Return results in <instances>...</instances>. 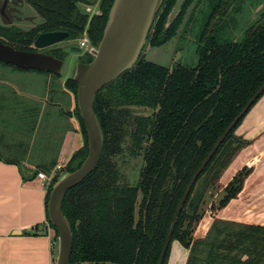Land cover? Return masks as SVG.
Returning a JSON list of instances; mask_svg holds the SVG:
<instances>
[{
    "label": "trees",
    "instance_id": "1",
    "mask_svg": "<svg viewBox=\"0 0 264 264\" xmlns=\"http://www.w3.org/2000/svg\"><path fill=\"white\" fill-rule=\"evenodd\" d=\"M28 1L43 22L30 31L0 23V40L18 49L35 51V40L43 32L67 31L66 40L75 41L87 26L88 38L97 47L114 2L102 0V13L89 21L77 6L80 0ZM190 1L168 23L177 0H165L147 44L160 46L172 38ZM205 6L203 28L197 34L196 66L154 63L145 59L143 50L132 69L98 92L95 111L104 132L102 158L95 171L67 192L62 205L74 234L71 264H157L193 174L264 83V0H206ZM239 13L248 14V21H252L241 30V38L236 39L231 29L238 26ZM50 53L64 60L67 57L61 48ZM93 59L92 54L86 53L79 61ZM0 64L26 71L2 61ZM66 84L77 95L78 84L73 76ZM136 107L149 108L152 113L136 115ZM76 112L85 144L74 154L67 172L77 169L88 154L87 132L78 106ZM244 118L229 131L198 176L179 214L163 264H167L176 240L189 249L186 264H264V236L248 235L245 226L217 218L206 237H194L205 213L208 190L219 189L224 171L251 143L235 134ZM128 137L134 143L133 152H144V166L136 185L123 180L116 161L123 154ZM251 172L248 167L238 171L214 209L238 197ZM60 174L56 173L48 186V200Z\"/></svg>",
    "mask_w": 264,
    "mask_h": 264
},
{
    "label": "crops",
    "instance_id": "2",
    "mask_svg": "<svg viewBox=\"0 0 264 264\" xmlns=\"http://www.w3.org/2000/svg\"><path fill=\"white\" fill-rule=\"evenodd\" d=\"M50 74L0 64V264H48L54 257L48 187L38 174L65 171L85 144L76 94L66 84L71 76ZM248 113L237 133L251 143L224 171L216 197L238 171L252 172L238 197L205 211L195 238L206 237L217 218L264 236V94ZM188 257L176 240L167 264H186Z\"/></svg>",
    "mask_w": 264,
    "mask_h": 264
},
{
    "label": "water",
    "instance_id": "3",
    "mask_svg": "<svg viewBox=\"0 0 264 264\" xmlns=\"http://www.w3.org/2000/svg\"><path fill=\"white\" fill-rule=\"evenodd\" d=\"M164 1L114 0L102 39L92 52L94 59L91 62L79 61L76 64L73 79L78 84L77 106L87 132L88 154L82 164L77 169L65 173L54 184L50 192L47 211L49 221L57 232V264H71L74 246L72 225L62 209L65 196L71 188L83 182L88 175L97 169L104 151V132L101 120L95 111L97 94L104 86L136 65L147 45L150 31L157 20ZM186 2L187 0H177L168 23L176 18ZM68 37L69 32L62 30L41 33L33 46L38 51L18 49L0 40V61L25 70L33 69L59 74L62 72L65 60L51 54L46 49L66 40ZM263 94L264 83L226 128L193 174L176 209L157 264L164 263L179 214L198 176L207 166L229 131L248 114L250 108L258 102L257 100Z\"/></svg>",
    "mask_w": 264,
    "mask_h": 264
},
{
    "label": "rangeland",
    "instance_id": "4",
    "mask_svg": "<svg viewBox=\"0 0 264 264\" xmlns=\"http://www.w3.org/2000/svg\"><path fill=\"white\" fill-rule=\"evenodd\" d=\"M205 5L206 0H191L182 17L180 18L179 23L176 25V31L172 38L168 39L165 44L160 46H154L151 43H148L143 52L145 59L169 67H173L175 64L178 63L187 66H196L199 59L197 55V34H199V31L203 28L201 19L206 8ZM24 13L25 16H36V18L33 22L17 20L16 24L22 28H32L43 20V18L38 15V13L33 8L28 7L24 11ZM255 17L256 16H253V20ZM238 18H240L238 26L236 27V29H231V33H233V35L237 37L236 39L241 38L243 34V31L241 32V30L246 27V24L248 22L252 21L251 19L248 21V14L246 13H239ZM4 23L1 24L4 25ZM85 37L86 34H83L75 41L64 40L46 49L48 51H53L57 48L64 49V52L66 53L67 57L65 59V64L62 68V72L60 73L62 78H66V76H73L75 73L76 64L79 62L80 57L86 54L84 52L85 50L78 46V43ZM73 46H76V48L72 49ZM50 76L56 78L57 75L50 74ZM151 113L152 110H150L149 108H135L136 115L141 114L148 116ZM238 129L239 127L235 130L236 135H238ZM145 145L146 143L144 142L143 146ZM134 148L135 147L132 139L128 137L126 142L124 143L123 154L116 158L118 167L123 175V180L128 182L130 185H136L139 182L140 171L144 166L143 149H138L135 153L133 152ZM60 173L61 174L59 175L58 179H60L65 173H67V171H63ZM226 187H224L225 192L219 197H216V194L220 191V189L223 188V185L220 184L219 189L217 191H214L213 189L208 190L207 195L205 196V211L207 209L212 210L220 204L221 199L226 194Z\"/></svg>",
    "mask_w": 264,
    "mask_h": 264
},
{
    "label": "flooded vegetation",
    "instance_id": "5",
    "mask_svg": "<svg viewBox=\"0 0 264 264\" xmlns=\"http://www.w3.org/2000/svg\"><path fill=\"white\" fill-rule=\"evenodd\" d=\"M92 1L93 0H91L90 2L81 1V0L77 1V6L80 12L84 15H88L89 21L93 18V16L102 13V10H101L102 0H96L93 3ZM28 7L33 8L38 13L35 7L28 0H0V22L1 21H2L1 23L5 22L4 25H7V26H17V27H20L16 24L17 20L33 22L36 16H32V17L25 16L24 11ZM38 15L40 14L38 13ZM43 20L39 22L37 25L33 26L32 28H28V29L22 28V27L20 28L26 31H30L38 27L39 24L43 22ZM87 29H88V26L86 27L84 34H86V36L88 37Z\"/></svg>",
    "mask_w": 264,
    "mask_h": 264
},
{
    "label": "built area",
    "instance_id": "6",
    "mask_svg": "<svg viewBox=\"0 0 264 264\" xmlns=\"http://www.w3.org/2000/svg\"><path fill=\"white\" fill-rule=\"evenodd\" d=\"M78 46L82 49H84L85 53H90L92 54L93 50H95L97 47L94 46L91 41L89 40V38L86 36L85 38H83L79 43ZM93 55V54H92ZM255 165V160H252L250 162V167ZM59 169H61V167L59 166ZM58 171H54L51 174H47L45 172H39V177L41 179L46 180V186L48 187L51 182L53 177L56 175ZM52 248L54 249V257L51 259V261L48 264H57V257H58V238L56 239V234L54 235V241L52 244Z\"/></svg>",
    "mask_w": 264,
    "mask_h": 264
}]
</instances>
